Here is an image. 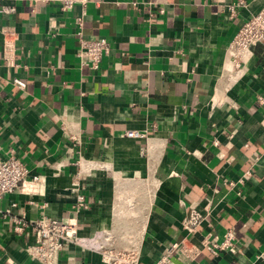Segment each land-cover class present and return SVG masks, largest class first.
Here are the masks:
<instances>
[{
  "label": "crops",
  "instance_id": "1",
  "mask_svg": "<svg viewBox=\"0 0 264 264\" xmlns=\"http://www.w3.org/2000/svg\"><path fill=\"white\" fill-rule=\"evenodd\" d=\"M233 1L88 0L64 11L0 0V160L14 154L42 177L38 191L0 199V264H40L27 251L32 231L18 232L16 219L74 216L79 159L94 163L80 174L82 235L108 231L115 248H137L153 264L198 209L196 242L230 228L237 238L236 253L204 250L198 264H264V46L241 79L225 77L230 42L264 0H247L230 21L223 8ZM80 15L85 36L110 42L98 69L76 54ZM4 26L19 35L13 63ZM58 264L105 263L71 243Z\"/></svg>",
  "mask_w": 264,
  "mask_h": 264
},
{
  "label": "built area",
  "instance_id": "2",
  "mask_svg": "<svg viewBox=\"0 0 264 264\" xmlns=\"http://www.w3.org/2000/svg\"><path fill=\"white\" fill-rule=\"evenodd\" d=\"M48 3H57L64 11H71L77 5L87 6L88 0H42ZM247 0H235L226 4L223 14L226 19L236 20L240 11L247 6ZM5 9L0 8V12ZM84 16H77L76 36L79 42L77 56L82 64H87L93 69H98L103 57L111 50V45L106 37H87L84 33ZM4 38V52L6 58L12 63L16 49V40L19 35L14 27L4 26L1 29ZM262 44L264 46V5L254 13H251L242 21L238 27L232 41L228 46L229 60L225 67V77L230 82L241 79L253 56V48ZM15 83L23 87L24 81L16 78ZM259 102L264 103V97H259ZM129 137L146 138L147 133L130 130ZM80 171L76 175L71 185V190L76 194L74 204V216L51 217L42 216L33 221L24 218L16 219V230L23 232L30 229L33 240L27 248L32 259L40 264H58L60 254L68 244L76 243L98 251L105 264H143L141 254L137 248L117 249L108 242L109 232H97L94 236L82 235L79 225V214L89 208L87 198L83 190L80 174L86 165H94L92 162L77 161ZM59 162L57 166H62ZM89 169V168H88ZM90 170V169H89ZM90 173V172H89ZM88 174V173H87ZM90 175V174H89ZM42 177L39 174H32L31 169L25 162L16 155H11L0 160V199L6 194H11L16 190L22 192H36ZM240 182L244 179L240 178ZM230 185L236 183L231 181ZM15 205V203L13 204ZM204 214L198 209H192L182 222L187 235L178 241L172 242L153 264H196L204 250H209L214 256L220 255L224 251L237 252L236 233L233 229H227L223 236H216L213 240L203 238L201 242H196L192 234L202 223ZM105 237L104 241L93 240ZM198 264V263H197ZM205 264V263H200Z\"/></svg>",
  "mask_w": 264,
  "mask_h": 264
}]
</instances>
